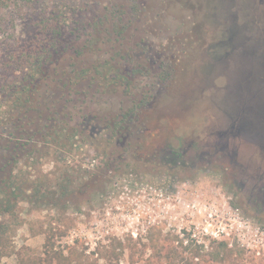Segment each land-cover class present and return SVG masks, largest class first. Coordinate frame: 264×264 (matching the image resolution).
<instances>
[{
	"label": "rangeland",
	"instance_id": "374dc122",
	"mask_svg": "<svg viewBox=\"0 0 264 264\" xmlns=\"http://www.w3.org/2000/svg\"><path fill=\"white\" fill-rule=\"evenodd\" d=\"M133 1L0 0V133L9 130L7 118L36 114L60 90L74 100L65 111L70 142L77 144L65 147L72 165L47 139L12 164L10 176L23 180V188L43 180L47 196L28 202L29 188L0 214V264H264V202L256 195L264 186V152L239 137L233 164L226 159L233 146L219 152L216 143L226 129L264 130V0H165L167 33H176L179 21L182 35L188 33L186 59L147 108L149 144L191 143L195 166L147 159L138 147L147 142L130 139L135 147L128 149L124 136L108 138L102 124L80 140L76 121L100 107L109 111L121 101L122 85L104 80L103 93L90 94L84 80L65 87V76L80 63L100 86L93 66L110 50L103 43L95 48L89 22L106 16L112 3ZM148 1L158 10L154 3L162 0ZM44 24H58L59 41L55 52L41 54L51 37ZM203 150L216 158L210 163ZM109 155L118 157L109 162L113 178L101 179ZM64 178L69 192L60 195Z\"/></svg>",
	"mask_w": 264,
	"mask_h": 264
},
{
	"label": "flooded vegetation",
	"instance_id": "af4514ba",
	"mask_svg": "<svg viewBox=\"0 0 264 264\" xmlns=\"http://www.w3.org/2000/svg\"><path fill=\"white\" fill-rule=\"evenodd\" d=\"M154 4L160 11L159 9L152 10L148 0L133 1L129 6L112 3L111 6L107 7L106 16L100 15L96 20L89 22L92 25L90 32L95 39V48H97L96 45L98 43H103L110 50L108 59H103L93 66V77L97 76L101 80L100 86L97 87L89 81V73L87 70L82 69L80 63L79 66H74L67 72L64 86L78 84V81L84 80L86 88H88L86 90L90 91V94H102L105 90L103 88L104 80H109L108 82L112 83V86L115 82H119L122 85L121 91L123 95L120 97L121 101L117 104L111 102L109 111L104 107H100L96 111L103 112L102 114L100 112L95 114L91 112L83 113L81 118L76 121L81 126L79 128V132L82 133L80 140H88V133L90 132L88 127L91 126L93 128L92 125H94L98 128L96 125L102 124L101 128H99L108 134V138L114 140L116 136H124L128 149L135 147L130 139L142 142V145L147 142V146L141 147L138 145L146 153L144 155L147 159L156 158L155 160H158L159 158L160 160L158 161L161 163L165 162L174 166L179 164L187 165L190 162V166H195V155L191 151L189 153L188 150L191 147V143H188L187 148L180 149L179 146L177 149L171 144H149L151 133L147 129L150 119L149 114L146 112L147 108L155 99L156 94H161L162 84L167 81L168 77H172L177 72V69H180V65L186 59L183 54L182 41L184 37V39H187L188 35V33L184 34V36L182 35L180 29L184 25L181 21H179V30L174 29L176 33L170 31L167 33L169 26L164 22L167 2L162 0ZM80 25L82 26L79 27L80 29L86 27L84 21L80 22ZM172 34H175V37ZM53 46H51V49L55 52L57 47ZM69 61L71 62L70 58ZM153 66L156 68H153ZM133 80H135L133 83H137V86L136 89L132 90L131 81ZM227 81L229 83L232 82L230 79ZM254 93L255 98L259 99L258 96L261 91L256 88ZM61 94V91L58 90L56 95L49 99L47 103L37 107L36 114L26 115L21 118H7L6 124L9 126V130L2 128L0 133V181L3 179L5 181V179L10 177L13 171L12 164L15 160L27 155L34 149V146H37L39 140L43 139H47L49 143H52L53 147L59 148L61 156L66 159L65 163L72 165V160H70L72 155L70 153L65 154V147L69 146V149H75L77 144L73 141L70 142L71 136H69L68 129L71 114L66 112L65 109L74 100L61 96ZM83 102L79 103V107ZM83 105V110L85 111L87 106ZM234 130L226 129L219 135L220 140L216 142L217 146H219V152L229 150L230 145L226 143L227 141L224 143V137L234 135L237 131ZM237 150L234 148L229 151L231 153L226 157L227 162L238 163ZM201 152L208 156L210 163L213 158H216L214 157V152H206L205 150ZM117 158L109 155L103 163L109 171L104 176L101 175V179L112 177L114 167L109 162L117 160ZM217 159L219 158L217 157ZM155 160L152 161L154 162ZM98 163L97 159H92L90 166L98 167ZM86 169L88 170L89 168ZM93 173L92 170L90 175H93ZM239 185L244 186L242 182H239ZM256 195L259 200L264 202V186L258 188Z\"/></svg>",
	"mask_w": 264,
	"mask_h": 264
},
{
	"label": "trees",
	"instance_id": "16d2710c",
	"mask_svg": "<svg viewBox=\"0 0 264 264\" xmlns=\"http://www.w3.org/2000/svg\"><path fill=\"white\" fill-rule=\"evenodd\" d=\"M57 25L58 24L43 25L46 28L45 31L51 34V37L49 41L46 42L45 44L44 43L42 44V41H40L39 44H42L39 47V50H41V54L44 51H48L47 49L53 45L57 47V43L59 40V38L57 37L58 34ZM34 61H36V59ZM63 182L64 183L57 184V186H59L60 195H65L67 194V192H69L67 190L70 184V180L68 178H64ZM23 184H24L23 180H20L16 176L13 177L10 176L8 179H5V181L4 179L0 181V214L11 212L14 209L16 205V201H18L19 196L22 195V192L28 190L29 188H31V191L29 194H26L25 197H23L24 199L28 200V202L34 201L37 204L44 202L47 194H44L41 191L44 190L46 182H44L43 180L39 183L32 182L26 188H23ZM7 190L8 192L6 193ZM3 235H4V229H2L0 225V240L3 238Z\"/></svg>",
	"mask_w": 264,
	"mask_h": 264
},
{
	"label": "water",
	"instance_id": "95a60500",
	"mask_svg": "<svg viewBox=\"0 0 264 264\" xmlns=\"http://www.w3.org/2000/svg\"><path fill=\"white\" fill-rule=\"evenodd\" d=\"M264 126V122L262 124V129ZM253 129L254 134L248 133V131L243 130H237L234 135H229L227 137H224V143H228L230 146H233V149H239V145L236 144L237 138L242 137L244 139V143H241V145L250 146V148L257 149L259 152H264V130H257V127H254L251 125L250 127ZM255 129V130H254ZM220 140V137H219ZM218 142V141H217ZM240 145V146H241ZM238 151V150H237ZM254 151V150H253Z\"/></svg>",
	"mask_w": 264,
	"mask_h": 264
}]
</instances>
